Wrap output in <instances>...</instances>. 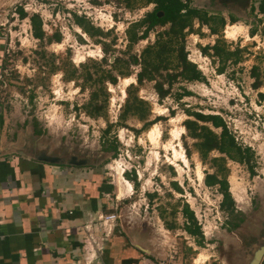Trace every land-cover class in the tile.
Instances as JSON below:
<instances>
[{
  "label": "rangeland",
  "instance_id": "obj_1",
  "mask_svg": "<svg viewBox=\"0 0 264 264\" xmlns=\"http://www.w3.org/2000/svg\"><path fill=\"white\" fill-rule=\"evenodd\" d=\"M257 2L191 0L192 6L223 16L221 38L231 48L235 45L246 48L243 60L235 66L228 65L224 73L217 74L210 58L199 51V46L212 44L216 36L194 20L192 28L199 34H187L184 48L187 59L195 63L205 82L183 83L190 94L182 97L181 105L171 97L158 103L151 84H144L137 93L150 104L149 118L159 116L160 119L137 134L112 127L103 138L100 131L105 127L104 119L90 118L82 110L74 109L75 104H82L87 96L86 91H79L80 80L64 82L58 71L46 75L43 68L38 69L39 64H44L45 60L57 63L69 50L70 63L79 76L83 73L79 63H87V68L92 70L91 60H98L102 55L95 38L88 37L72 22L73 12L84 15L102 31L110 30L107 40L115 36V47L122 49L126 43L123 32L126 23L140 18L152 5L129 11L113 4L93 6L87 0H0L1 139L15 141L18 135L28 136L33 129H38L40 133H34L33 139L52 153L87 157L91 164L81 169L102 177L108 184L103 214L115 215L110 224H100L102 232L111 225L108 235L112 232L123 235L129 245L135 238L142 242L146 252L135 248L139 252V262L243 264L251 245L262 238L260 233L264 230V112L256 101L257 91L251 88L252 78L248 74L252 64L259 65L262 86L258 90L263 91L264 14L257 10ZM19 5L28 14H39L47 34L53 30L60 33V42L44 47V51L54 57L46 54L40 59L34 55L33 50L38 49L37 40L30 35L28 19L18 18L14 11ZM228 16H233L235 21H228ZM229 28L235 33L234 38L226 37L225 31ZM251 29L255 30L253 34L249 33ZM152 40L150 32L133 47L134 51ZM133 81V77L128 76L119 78L114 86L106 84L105 109L110 122L116 120L125 95L123 88ZM177 87L174 86V91H179ZM183 108L219 114L236 142L249 146L253 152V175L239 163L229 159L225 162L228 191L236 218H240L234 229L228 230L225 223L228 217L219 208L221 196L202 181L203 170L210 171L208 160L219 153L211 151L205 162H200L192 146L193 140L182 127V120L187 117ZM127 123L136 129L141 126L135 120ZM112 138L117 143L114 157L112 151L102 149V142H110ZM185 149L189 151L188 158ZM174 183L180 191L174 189ZM149 194L154 195L149 197ZM183 204H187L199 225L203 236L201 246L182 230ZM159 213L165 222H174L175 228L167 229ZM105 255L109 257L110 254Z\"/></svg>",
  "mask_w": 264,
  "mask_h": 264
},
{
  "label": "trees",
  "instance_id": "obj_2",
  "mask_svg": "<svg viewBox=\"0 0 264 264\" xmlns=\"http://www.w3.org/2000/svg\"><path fill=\"white\" fill-rule=\"evenodd\" d=\"M93 6L102 4H113L115 7L121 6L129 11L152 5L149 11L143 15L126 23L124 28L125 44L122 49L115 47L116 38L110 35V30L102 31L94 27L84 15L72 13V22L100 47L102 55L98 60H91L92 70L87 68V63H79L83 73L77 75L76 69L70 63L69 50L64 58L59 57L57 63L45 60L39 64L38 69L46 72V75L60 72L61 79L64 82H76L79 91H86L85 101L76 106L75 110L82 112L90 118H103L105 127L100 131L103 138L109 133L112 127L125 128L137 134L140 129L148 128L156 120L154 117L149 118L151 114L150 104L138 95V90L144 84H151V88L156 96L157 102H161L166 97H171L177 104L184 96L190 92L182 85L189 82H205L203 74L196 68L195 63L187 59V52L184 48L185 37L189 33H198V30L192 28L195 20L198 25L206 26L211 35H215L212 44L199 46L202 55L210 58L214 64V70L217 74L224 73L228 65L235 66L243 60L246 48L235 45L233 48L226 45L221 38V29L224 26L225 19L219 13H209L202 8L192 6L191 0H87ZM253 7H251V10ZM257 10L264 14V0H258ZM18 18H27L30 26V35L37 40L38 49L33 53L38 58H45L46 52L44 47L51 42H60L61 35L57 30L50 34L41 26V18L38 13H26L21 5L14 8ZM115 18V16H113ZM230 21H235L230 17ZM166 25L161 29L160 28ZM153 34V40L142 46L137 52L134 46L141 40L145 39L149 33ZM255 32L250 30V34ZM97 38V39H96ZM79 39V38H78ZM80 40V39H79ZM81 41V40H80ZM54 57L52 53L47 57ZM113 57L109 61L110 57ZM48 59V58H47ZM52 60V59H50ZM1 66V64H0ZM42 71V73H43ZM41 72V71H40ZM44 72V73H45ZM252 78L251 88L256 90V101L261 104L264 112V90L258 89L262 86L260 80V68L257 64H252L248 72ZM132 76L134 81L128 83L124 89L123 101L116 114V120L110 122L106 117V105L108 92L105 90L106 84L116 85L119 78ZM78 83V82H77ZM177 85L178 90L174 91ZM30 94L29 98H31ZM187 116L182 120V127L186 135L193 140L192 146L196 151L201 163H204L211 151L219 153L218 156L211 157L208 160L210 171L203 170L202 181L205 186L214 188L221 200L219 208L224 212L228 230L234 229L239 223L236 218L234 202L228 191L227 168L225 162L227 159L239 163L246 167L250 175L254 174L253 152L249 146L241 145L236 142L234 135L228 129L225 120L216 113L195 112L188 108L182 109ZM128 120H135L141 123L140 128L136 129L129 126ZM33 133L39 134L38 129H33ZM102 142V149L112 151V156L116 155L117 143L112 138L110 142ZM186 158L189 157V151L185 149ZM128 178L127 174H124ZM131 180V179H128ZM176 191L180 189L172 184ZM154 194H149V197ZM183 216L182 230L194 238L198 246L203 244V236L199 225L187 204L181 207ZM159 217L164 222L167 229L175 228V223L165 222L163 215ZM231 219V220H230ZM237 219L238 221H235Z\"/></svg>",
  "mask_w": 264,
  "mask_h": 264
},
{
  "label": "crops",
  "instance_id": "obj_3",
  "mask_svg": "<svg viewBox=\"0 0 264 264\" xmlns=\"http://www.w3.org/2000/svg\"><path fill=\"white\" fill-rule=\"evenodd\" d=\"M3 141L0 151L16 142ZM103 181L78 166L0 155V264H145L123 235L102 232Z\"/></svg>",
  "mask_w": 264,
  "mask_h": 264
},
{
  "label": "water",
  "instance_id": "obj_4",
  "mask_svg": "<svg viewBox=\"0 0 264 264\" xmlns=\"http://www.w3.org/2000/svg\"><path fill=\"white\" fill-rule=\"evenodd\" d=\"M238 2H242L245 0H236ZM113 57L111 56L109 61H111ZM28 136H17L16 142L14 145L10 146L8 149L1 150L0 155L4 154H15L21 157L29 158L34 161L53 163L59 165L66 166H85L90 165L91 162L85 156H78L76 154H70L66 157L52 153L49 148H46L44 145L37 143L33 139L34 134ZM130 245L136 248L140 252H146L145 246L142 242L137 240L136 238L130 241ZM264 254V237L258 240L256 243L251 245L250 253L246 255L245 261L243 264H259L261 258Z\"/></svg>",
  "mask_w": 264,
  "mask_h": 264
},
{
  "label": "built area",
  "instance_id": "obj_5",
  "mask_svg": "<svg viewBox=\"0 0 264 264\" xmlns=\"http://www.w3.org/2000/svg\"><path fill=\"white\" fill-rule=\"evenodd\" d=\"M98 219L100 220L101 222V225L102 226H105L106 224H110L111 221H113L115 219V215L113 213H110V214H103V213H100L99 216H98ZM111 225L108 226L107 228V231L104 232V234H108L110 231H111ZM86 244L88 245L87 248L89 250H91L92 252V238H88Z\"/></svg>",
  "mask_w": 264,
  "mask_h": 264
},
{
  "label": "bare ground",
  "instance_id": "obj_6",
  "mask_svg": "<svg viewBox=\"0 0 264 264\" xmlns=\"http://www.w3.org/2000/svg\"><path fill=\"white\" fill-rule=\"evenodd\" d=\"M225 33H226V37H228V38H234V36H235V33L231 30V28L227 29L225 31ZM127 80H129V78H125V81H127ZM200 176H201V174H200Z\"/></svg>",
  "mask_w": 264,
  "mask_h": 264
},
{
  "label": "flooded vegetation",
  "instance_id": "obj_7",
  "mask_svg": "<svg viewBox=\"0 0 264 264\" xmlns=\"http://www.w3.org/2000/svg\"><path fill=\"white\" fill-rule=\"evenodd\" d=\"M250 7H251V6H250ZM250 7H249V8H250ZM230 17H233V16H228V21H230ZM233 18H234V17H233ZM260 234H261L262 237H264V230H262ZM263 260H264V254H263V257L261 258L259 264H261Z\"/></svg>",
  "mask_w": 264,
  "mask_h": 264
}]
</instances>
